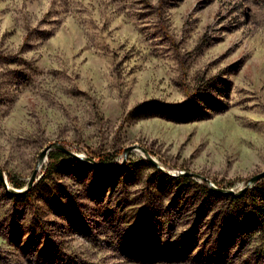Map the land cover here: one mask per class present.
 Wrapping results in <instances>:
<instances>
[{
  "label": "rangeland",
  "instance_id": "rangeland-1",
  "mask_svg": "<svg viewBox=\"0 0 264 264\" xmlns=\"http://www.w3.org/2000/svg\"><path fill=\"white\" fill-rule=\"evenodd\" d=\"M52 143L122 166L0 181V264H264V178L173 176L264 171V0H0L10 188Z\"/></svg>",
  "mask_w": 264,
  "mask_h": 264
},
{
  "label": "water",
  "instance_id": "water-1",
  "mask_svg": "<svg viewBox=\"0 0 264 264\" xmlns=\"http://www.w3.org/2000/svg\"><path fill=\"white\" fill-rule=\"evenodd\" d=\"M135 149L140 150L143 153V155L145 156V158L149 162H151L153 165L157 166V163L152 159V157L143 148L136 147V146L135 147L134 146L133 147H127V148L124 149V151H123V155H124L123 162L125 161V159H126L127 155L129 154V152H131V151H133ZM52 150H56V151L62 152L64 154H67V155L75 158V159L88 161L92 166L98 167V168L103 169V170H112V169H115L117 167H121L122 166V165L121 166L120 165L119 166L102 165V164L94 161L92 158H86V157L80 156V155L70 151L69 149H67L66 147H64L60 143H52V144H49L48 146H46L41 151V153L39 154L36 168H35L33 174L31 175L26 187L24 189H22V190H16L14 188H10L8 186V184H7V180L5 179V176H4V173H3L2 169L0 168V181L2 182L4 188L7 190V192L10 193V194H13V195H21V194H24L27 191H29L34 185V182H35L36 177H37L38 170L41 168V165L43 164V162L47 158L49 152L52 151ZM158 168L161 170L160 167H158ZM173 176L174 177L184 176V177H190V178L199 179V180L205 182L211 188V190H213L214 192H217L219 194H224V195H233V196L237 197V196H240L243 193H245L248 189H251L252 187H254L256 184H258L264 178V171L259 173V174H256L255 176H253L251 178H249L247 180L246 185L243 188H241L238 192H234L233 190L215 188L210 183V181L208 179H206L205 177H202V176H200L198 174H194V173L182 172V173H179L178 175H173Z\"/></svg>",
  "mask_w": 264,
  "mask_h": 264
},
{
  "label": "trees",
  "instance_id": "trees-1",
  "mask_svg": "<svg viewBox=\"0 0 264 264\" xmlns=\"http://www.w3.org/2000/svg\"><path fill=\"white\" fill-rule=\"evenodd\" d=\"M59 153H57L56 155H58ZM53 154H49V157H53L52 156ZM179 179H182V180H188V178H186V177H179ZM14 185V187H16V188H21L22 186L20 185V184H18V183H15V184H13ZM206 190H209L206 186H203ZM258 187H259V185L257 184L255 187H254V189H258ZM230 197H232L233 199H240L241 197H243V195H241L240 197H233V196H230ZM256 218H254V220H255ZM257 227L258 226H261V223L260 224H258V225H256Z\"/></svg>",
  "mask_w": 264,
  "mask_h": 264
}]
</instances>
